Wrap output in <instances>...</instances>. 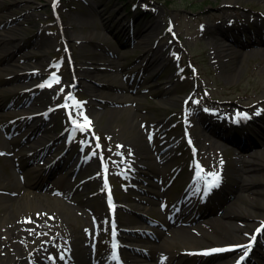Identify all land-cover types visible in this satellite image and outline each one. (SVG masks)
<instances>
[{"label":"rangeland","instance_id":"374dc122","mask_svg":"<svg viewBox=\"0 0 264 264\" xmlns=\"http://www.w3.org/2000/svg\"><path fill=\"white\" fill-rule=\"evenodd\" d=\"M53 2L0 0V20H8L17 35H23L20 46L24 49L18 55L29 58L23 70L35 73L26 80L28 87L22 88L13 64L0 60V226L9 222L7 198L22 195L28 187L41 200L62 202L53 203L48 212L40 208L28 213L50 214L51 222L60 226L58 232L52 226L38 240L69 238L79 250L107 255L110 263L113 221L133 235L124 242L117 225L124 264H155L152 258L161 243L146 246L152 234H163L169 242L174 229L192 236L196 227L214 230L219 218H227L223 217L226 211L261 212L249 227L254 231L264 217V158L259 160L264 152V45L254 47L251 42L264 41V0H57L54 8ZM129 7L133 13L128 15ZM145 28L150 29L148 47L159 49L164 58L154 71L147 69L145 52L138 45L137 33ZM6 33L0 27L2 37ZM36 38H42L41 42L32 47ZM222 46L231 54L221 61L217 54ZM250 49L258 53L250 55ZM105 60L112 62L111 67L102 66ZM100 66L107 68H96ZM53 74L60 78L59 84L39 87ZM97 78L126 90H102ZM102 91L110 93V102L100 98ZM40 94L46 98L38 100ZM69 95L81 107H61ZM122 96L131 102L118 105ZM216 104L237 108L243 121L235 116L227 123L208 116L216 111ZM120 107L122 111H110ZM69 112L83 123L82 112L91 121L89 131L73 128ZM37 119L45 126L26 143L24 133L38 126ZM207 121L212 128L205 127ZM242 124L247 131L235 135L232 128ZM136 130H142L141 141L147 145L145 160L133 155ZM185 130L195 146L194 154L184 143ZM212 131L223 138L210 137ZM38 138L44 154L34 162L27 147ZM58 138L60 143L52 142ZM12 139L14 147L9 143ZM13 153L28 154L15 159ZM253 156H259L256 162L262 166L249 173L251 185L242 190L239 181L246 174L236 173L235 159L252 161ZM102 165L107 169L104 173ZM197 165L203 169L199 177ZM35 169L42 178L27 175L26 170ZM71 172L68 181L64 176ZM209 172L221 176V183L212 195L203 196L202 179ZM106 175L114 211L104 201ZM197 193V206L189 215L165 212L185 194ZM230 220L239 226L246 223L238 217ZM260 239L245 264H264V230ZM171 243L176 254L171 264H228L242 253L204 257L197 251L211 244L192 246L185 238ZM128 245L139 250L137 263L126 262ZM189 248L194 252L189 253ZM75 251L72 247L76 255ZM156 256L163 253L158 250ZM5 260L6 256H0V264ZM49 260L55 262L52 255Z\"/></svg>","mask_w":264,"mask_h":264},{"label":"bare ground","instance_id":"6f19581e","mask_svg":"<svg viewBox=\"0 0 264 264\" xmlns=\"http://www.w3.org/2000/svg\"><path fill=\"white\" fill-rule=\"evenodd\" d=\"M27 1V0H24ZM9 21L0 20V27H5L6 30H8V34H0V60L4 62L5 64L12 63L13 67L16 68V79L20 82L22 88H26L27 83L26 80L29 77L34 78L35 73L34 72H28L25 69L23 70V65L28 63V56L27 55H18L24 49L23 47L20 46V42L23 39V35H17L16 30L9 26ZM9 26V28H8ZM221 29V28H218ZM150 29L145 28L142 29L137 33V35H140V41H138V45L140 48L145 52V56L147 59V69L150 71H154L156 67L158 68L164 63V58L161 55V51L158 49H153L149 48L147 45V33L150 32ZM239 30V29H238ZM222 37L223 32L220 33ZM142 36V39H141ZM42 38H36L34 42H32V47L38 46L41 42ZM222 39V38H221ZM40 41V42H39ZM216 41H218V38H216ZM237 42V40H236ZM264 45V41H257L254 40L251 42V46H259V45ZM227 47L222 46L218 50L217 57L221 61L224 60L225 58H229L231 53H227L226 50ZM255 53H258V51L254 49H250L249 54L253 55ZM100 63V62H99ZM112 62H109L107 60L104 61V64L102 66H108L110 65L111 67ZM226 64V63H225ZM95 66H98L97 63ZM96 68H102L96 67ZM107 67H104L102 69H106ZM230 68V67H229ZM4 70V69H3ZM2 70V71H3ZM91 79H94V76L92 75ZM98 81L100 86L102 87V90H108V89H115L119 88L120 91L126 90L124 86H116L113 85L109 82H106L105 79L103 78H97L95 79ZM104 95H100L101 99L105 100V103L110 102V93L106 91L101 92ZM43 94V93H42ZM40 94L38 100H42L43 98L45 99L46 96ZM129 101L126 98L121 97L118 105L122 104L125 105L129 103ZM253 104L256 105L254 102ZM216 111L213 113H208V116L214 117L217 121L220 122H230V117L234 118L235 116L237 117V120L241 122L240 120V112L236 111L235 109L237 108H230L227 105H222V104H216ZM122 111V107L120 108H113V110H110L112 112L114 111ZM202 114V113H200ZM32 119V118H29ZM39 120V121H38ZM211 120V119H209ZM37 122L39 123L38 126L34 130L26 131L24 135H26L25 140L26 143L30 140V138L35 134L36 131H38L41 127H44L45 124L43 123V120L37 119ZM27 123V122H26ZM210 122L205 123V127L207 129L212 128ZM29 124H26L23 126L21 131H24ZM212 136L210 137H216V138H223V135L217 131H212L211 132ZM142 130L135 132V141L134 143L137 144V147L135 151H133V155L137 158H141L142 160H145L149 157V154H147V145L146 143L144 144L142 141ZM54 142H61L58 139L53 140ZM10 145L13 146L14 142L13 139L9 142ZM41 145L39 144V138L38 141H32L31 144L27 147V152L30 155H33V161L36 162L39 159L43 158L44 154V149L39 148ZM14 147V146H13ZM34 150L35 153L33 152ZM11 151H14L13 149ZM245 150L242 149V152ZM6 153H9L7 151ZM28 153L22 155L18 153H13V156L15 159L17 158H24ZM12 154V153H9ZM35 154V155H34ZM148 156V157H147ZM254 159L251 160H239L235 159V166L234 170L238 174V172H242L244 175L246 174V179L241 178L242 180L239 181L240 183V189L242 190H247L251 183L248 181L247 177H249V173L254 172L257 170L259 167H261V164H258L256 162L257 159L261 160L264 158V152L263 154L259 156H253ZM259 157V158H258ZM165 158V157H164ZM138 161V160H136ZM135 162V160H133ZM138 163V162H137ZM144 165V164H143ZM39 170V169H38ZM37 169L35 170H26L27 175L30 178H34L33 180H36L37 177L42 178L39 175V171ZM55 170V169H53ZM45 171V170H44ZM53 171H51L50 175L52 174ZM73 174V172L70 173L67 177L64 176L68 181L71 179L69 178ZM30 185V183H29ZM50 191H54V188L50 189ZM262 193V192H261ZM66 195V194H65ZM197 194L195 195H190V194H185L181 198L177 199L172 205L166 208L165 212L168 213L169 215H184L187 216L189 215L192 210L197 206L196 203V198ZM7 203L9 204L10 210L8 211L7 214V219L9 222L5 223L4 226H0V256H6V260L3 261L1 264H59L61 261L64 262L65 264H110V261H108V256L104 255L101 257H97L95 255H91L90 252L85 251L84 249L79 250L78 245L74 243V240L69 239V238H63L56 240L53 238V236H49L45 240H38L37 237L46 234L48 229H50L52 226H55L56 224L51 222L50 214L47 216L44 215H38V216H32L31 214H28L31 210H36L40 209L42 211L48 212V210L52 209L53 203L57 205H61L62 202L52 199L51 202H47L44 200H41L40 197H36L32 190H30L28 187L23 188V193L20 196H15V197H9L7 198ZM257 201H261L260 199H257ZM52 203V204H51ZM65 205V204H64ZM261 208V203L259 205ZM261 212L258 211H252L249 210L248 208H245V210L242 211V213L236 214V213H231V212H225L223 214V217H227L226 219L224 218H219L217 220L216 226H214V230H209V229H202L200 227H196L193 229L194 236L192 235H187L184 233L182 229H174L172 231V240L168 242L162 234V236L159 237V239L162 241V245L158 250L163 253L162 257H157V251L154 254L155 256L152 258V260L155 261V264H171V261L176 258V254L172 249V246L169 244H175L176 242L180 241L182 238L187 239L192 246L200 243H207L211 244L212 246L209 248H218V247H228V246H237V245H252L256 246L257 242H261L260 239V233H256L255 230L252 231L250 230V226H253V220L257 219L259 216H262L260 214ZM12 215L17 216L15 220L12 219ZM222 217V216H221ZM238 217V218H243L246 220L245 224L242 226H239L235 223H233L229 219H233ZM31 221V223L25 222V221ZM264 222V217L263 219L259 220V223L255 225V229L261 223ZM114 225L121 226L120 229L123 230V235L120 236L123 241H128L133 239V235L131 232H127L128 228L123 227L122 225H119L118 222H114ZM57 232L60 230V226H55ZM158 239V240H159ZM164 239V241H163ZM220 244V245H217ZM72 247L75 248V252L77 253L76 255L73 254L72 252ZM126 249L128 251V260L126 262H134L137 263V256L139 254V250L131 245L126 246ZM194 248H189V253H193ZM5 250H9V253H5ZM2 252H4L2 254ZM234 253V252H232ZM49 255H52L54 258V263H51L49 260ZM224 255L227 254H221L219 258L224 257ZM63 256V259H59V257ZM264 262V260H263ZM224 262H219V263H214V264H223ZM198 264H206L205 262H199ZM210 264H213L210 262Z\"/></svg>","mask_w":264,"mask_h":264},{"label":"snow or ice","instance_id":"6c2138e0","mask_svg":"<svg viewBox=\"0 0 264 264\" xmlns=\"http://www.w3.org/2000/svg\"><path fill=\"white\" fill-rule=\"evenodd\" d=\"M54 7H55V4H54ZM57 67H58V65H57ZM59 83H60V78L58 76H56L55 74H53L48 81H46L45 83L41 84L39 87H41V88H43V87H52L53 84H59ZM61 91H63V89H61ZM74 99L75 98L70 96V95L66 96L65 103L63 105H61V107H64V108H70V107L79 108V107H81L79 102L72 103L74 101ZM257 114H259V113H257ZM79 115L83 118V124L79 123L72 116V113L69 112L70 120L72 121L73 125H75L80 132L89 131V128H90V125H91V121L86 116H84L82 112L79 113ZM96 139L98 140L99 138L97 137ZM97 147H99V145H97ZM197 167L200 168L199 165H197ZM200 171H203V169H200ZM207 175L211 176L213 179H215L217 181L219 179L217 174L214 173V172H209V173H207ZM197 176L198 177L200 176V172L197 173ZM209 183H211V182H209ZM25 222L31 223L30 220L29 221H25ZM113 236H115V230L113 231ZM116 247H117V245L114 244L113 248H116ZM234 247H236V248H244L245 252H247L249 250L247 245H237V246H234ZM227 250H229V249H213L212 251H214V252H223V251H227ZM50 259H52V258L50 257ZM59 259H63V256L59 257ZM113 259H117V256H116L115 253H113Z\"/></svg>","mask_w":264,"mask_h":264}]
</instances>
